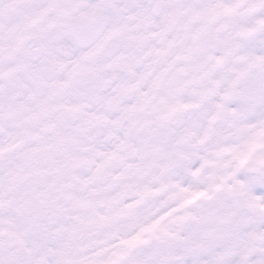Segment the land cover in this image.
<instances>
[{
  "label": "snow or ice",
  "instance_id": "6c2138e0",
  "mask_svg": "<svg viewBox=\"0 0 264 264\" xmlns=\"http://www.w3.org/2000/svg\"><path fill=\"white\" fill-rule=\"evenodd\" d=\"M0 264H264V0H0Z\"/></svg>",
  "mask_w": 264,
  "mask_h": 264
}]
</instances>
